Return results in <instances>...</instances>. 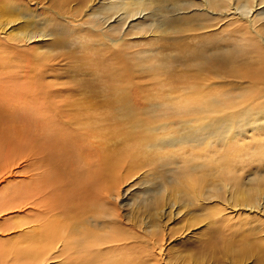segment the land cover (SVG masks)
<instances>
[{"label": "bare ground", "instance_id": "6f19581e", "mask_svg": "<svg viewBox=\"0 0 264 264\" xmlns=\"http://www.w3.org/2000/svg\"><path fill=\"white\" fill-rule=\"evenodd\" d=\"M145 3V0H121L120 3L107 0H0V183L7 181L11 190L0 203V216L25 212L22 216V227L25 226L23 248L25 259L28 258L25 264H185V260L181 263L183 259L167 257L170 248L166 244L173 235L168 219L187 221L184 224L189 229L195 222L188 218V213L193 211L191 207H199L193 198L207 203L210 211L223 204L227 211L237 212L238 208L250 206L263 194L264 176L253 188L243 187L234 172L224 170L227 162L223 161L224 165L218 162L214 168L222 171L220 177L210 179L218 185H212L207 191L193 182L192 193L167 194L159 202V195L149 189L148 201L156 206L152 215L141 216L139 212L118 209L122 191L128 192L125 188L130 187L131 180L137 179L135 176L146 164L141 151L136 149L137 143L136 147L133 145L138 131L131 127L125 130L131 132L117 128L116 131L107 122L114 120L120 126L123 120L132 119L129 124H133L137 100L130 103L129 99L124 101L115 96L116 85L112 88L113 96L106 93V97H91L92 91L89 96H65V92L62 95L68 85L59 83L58 78L64 66L75 59L73 54L65 56L61 52L66 41L57 38L54 30H60L59 27L71 21L80 23L90 16L83 26L92 33H99L98 46L106 47L105 53L100 50L103 52L101 58L105 64L112 59L109 72L121 79L126 73L130 76L135 71L131 54L122 49L125 44L135 38L160 35L154 27L155 20L150 29L144 28L143 32H133V23L129 26L131 21L137 19L142 23L149 16L147 12L144 14ZM231 6L232 0H192L178 9L199 8L187 28H183L185 34L211 30L215 25L227 34L243 29L250 33L244 32L245 37L250 38L244 47V55L229 51L225 54L196 51L190 63L179 70L181 74L177 79H183L180 80L183 89L178 91L186 95L182 98L190 97L185 100L190 110H200L208 104L205 111L213 112L214 98L230 92H214V89L248 81L250 114L256 118L259 116L257 105L264 103V36L252 31L257 5L239 13ZM110 9L116 18L111 16ZM232 10L234 15H239L234 17ZM78 13L79 18L76 17ZM211 19L213 21L207 22ZM70 35L71 44L76 39L86 38L83 34L73 37L75 34L70 32ZM177 36L184 37L183 34ZM190 36L195 38L196 34ZM76 77L71 74L73 79H68V83L84 87L77 88L84 93L90 82L85 77ZM131 81L142 87L137 80ZM137 116L144 122L142 114ZM181 128L186 135L181 136L180 141L192 142L185 121ZM193 128L190 127V133ZM218 135L220 138L221 134ZM208 136L197 141L205 140L211 144ZM153 148L161 147L157 144ZM210 163L211 159H206L200 167L209 170ZM223 187L226 192L233 191L235 203L230 199L228 203L213 201H225L221 193ZM168 199L171 201L167 205ZM97 201H103L105 209H95ZM105 204L111 206L112 212ZM207 227L208 224L203 225L204 230Z\"/></svg>", "mask_w": 264, "mask_h": 264}, {"label": "rangeland", "instance_id": "374dc122", "mask_svg": "<svg viewBox=\"0 0 264 264\" xmlns=\"http://www.w3.org/2000/svg\"><path fill=\"white\" fill-rule=\"evenodd\" d=\"M110 1L121 2V0H107V2ZM188 1L192 0H145L144 14L146 15L147 12L149 16L145 17L142 23L135 19L129 26L131 27L133 23L134 27H131L133 32H143L145 29H150L155 20L154 27L158 29L157 33L160 35L156 38H135L129 44H125L122 49L131 54V63L135 65V71L130 76L126 73L121 79L109 72L110 66L113 65L112 59L105 58L108 59L105 64L101 58L106 47L98 46L97 35L99 33H92V30L83 26L89 21L88 19H91L90 16L83 18L84 22L83 20L80 23L71 21V23H65L64 27H59L60 30H54L57 38L66 41L61 52L65 56L73 54L72 57L75 59L69 65L64 66L58 78L59 83L64 86L68 85L61 92L62 95L66 93L65 96L67 94H74L75 97L89 96L92 91L91 97L102 95L106 97V93L112 95V88H115L113 85H116L118 92L115 96H119L124 101L129 99L130 103L137 100L136 103L134 102L138 109L135 112L136 117L133 118V124H129L132 119L123 120L120 126L114 120L107 122L110 123L108 126L124 132H131L125 131L130 129L129 127L139 132L136 133L133 145L136 147L137 143L136 149L141 151L146 164L135 176L137 179L135 181L132 179L130 187L128 188L127 185L125 188L128 192L122 191L123 196L117 207L123 212L125 210L139 212L141 216L152 215L151 211H155L156 206L148 201L151 194L149 189H153V192L159 195V202L167 194L176 196L179 193H192L193 182L198 183V186L207 191L212 185H218L210 180L221 175L222 171L214 169L219 165L218 162L224 165L226 161L224 170L234 172V176L240 179L239 182L243 184V187L253 188L264 176V103L257 105L259 116L254 118L250 114L247 91L250 83L248 81L236 86L220 85L214 89V92L219 90L230 92L214 98L211 108H214L213 112L205 111L208 104L200 110H190V105L188 106L185 101L190 97L182 98L186 95L183 96L181 91H178L179 88L183 89L180 84L183 79H177L181 74L179 70L184 68L185 64L190 63L196 51L212 54L216 52L225 54L229 51L244 55L246 42L250 41V38L245 37L244 34L247 31L250 35L248 29L236 31L235 34L230 31L227 34L221 32L216 25L211 30L183 33V28H187L188 22L193 20V14L199 11V8L196 10L195 7L187 11H179ZM253 5H257L255 7L257 12L255 13L256 23L253 24L252 31L262 37L264 36V0H232L231 7L234 10L237 9L236 13H239L245 12ZM220 10L226 9L221 8ZM234 10L231 11L232 15L235 13ZM110 13L116 18V14L111 9ZM238 15L235 14L234 17ZM76 17L79 18L80 14L78 13ZM211 21L213 19L207 20V22ZM59 23L63 24V22ZM70 32L75 34L73 37L83 34L86 38L76 39L72 41L74 44H71ZM191 33L196 34V37L190 36ZM181 34L184 37L178 38L177 35ZM107 56L110 57L109 53ZM241 60L247 62L244 59ZM139 64L140 67H138ZM71 74L78 78L88 79L90 86L89 84L88 87L86 86L84 93L79 90L84 87L69 85L68 79H73L70 78ZM74 80L76 82V79ZM131 80L142 83V87L135 85ZM138 114H142L141 119L144 122L139 121ZM108 117L109 115L105 116L106 119ZM184 121L187 125V135L192 138V142L187 144L180 141L181 136L186 135L184 129L181 128ZM192 126H194L193 133H190ZM218 134H221L220 138ZM138 135L140 139H137ZM207 136L211 144L205 140L197 141ZM157 144L161 147L160 149L153 148ZM206 159L209 161L211 159L212 164L210 163L209 167L214 169L213 172L210 168L208 170L200 167ZM205 180L210 182L206 184ZM9 191L11 190L7 181L0 183V203L6 198L5 195L10 193ZM221 193L225 201L214 199V202L228 203L229 199L236 202L233 199V191L226 192L223 187ZM170 201L171 199H168L165 203L168 205ZM192 201L199 204V207H191L193 211L188 213V218L195 222L194 226L186 229L184 223L187 221L179 222L173 218L168 219V223L174 228L170 227L173 235L171 241L166 244L168 249L170 248L168 258L183 259L181 263L185 260V264H264V214H262L264 213V190L254 203L241 210L238 208L237 212L227 211L223 204L219 209L210 211L207 203L196 198ZM105 207L112 212L110 205L105 204ZM99 208L105 209L103 201H97L95 209ZM223 209L225 211H222ZM24 213L14 212L0 216V264L27 263L28 258L25 259L23 248L25 247L23 239L25 236L24 232L22 233L25 227H22ZM204 224L209 226L206 230L203 228Z\"/></svg>", "mask_w": 264, "mask_h": 264}]
</instances>
